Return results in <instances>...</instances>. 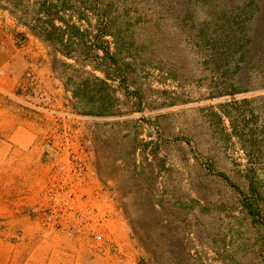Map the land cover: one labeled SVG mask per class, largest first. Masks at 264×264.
Masks as SVG:
<instances>
[{
    "label": "rangeland",
    "instance_id": "rangeland-1",
    "mask_svg": "<svg viewBox=\"0 0 264 264\" xmlns=\"http://www.w3.org/2000/svg\"><path fill=\"white\" fill-rule=\"evenodd\" d=\"M69 1L91 24L100 7L126 81L111 115L82 114L73 62L0 11L35 54L0 91L35 123L0 157V241L39 264H264L241 204H264V0Z\"/></svg>",
    "mask_w": 264,
    "mask_h": 264
},
{
    "label": "trees",
    "instance_id": "trees-1",
    "mask_svg": "<svg viewBox=\"0 0 264 264\" xmlns=\"http://www.w3.org/2000/svg\"><path fill=\"white\" fill-rule=\"evenodd\" d=\"M79 4L74 7L69 0H0V11L55 53L73 62L62 63L65 70L72 72L65 83L71 86L72 96L90 109L83 110L82 114L111 115L115 91L108 81L119 80L120 87L125 84L128 63L119 59L116 52H110V42L103 39L112 34L106 25L100 28V7L99 13H92L96 23L91 24L89 9ZM82 22L92 29H83ZM96 72L102 77L95 75ZM222 116L229 119L226 113ZM241 204L249 225L259 229L262 242L258 254L264 261V204L257 198L244 199Z\"/></svg>",
    "mask_w": 264,
    "mask_h": 264
},
{
    "label": "crops",
    "instance_id": "crops-1",
    "mask_svg": "<svg viewBox=\"0 0 264 264\" xmlns=\"http://www.w3.org/2000/svg\"><path fill=\"white\" fill-rule=\"evenodd\" d=\"M26 42L25 39L23 42H16L14 35L6 27L4 28L0 21V91L14 92L31 65V61L34 60L35 54L27 50ZM7 103L0 95V157L3 159L7 155L32 147L35 139L34 121L30 122L25 113H19L18 109H14ZM6 202H8L7 199L1 202V208L2 212L8 216L10 209ZM26 245H29V242H9L2 239L0 264H39L35 260H26L23 253H19V250L22 247L26 248ZM29 255L32 257L31 253Z\"/></svg>",
    "mask_w": 264,
    "mask_h": 264
},
{
    "label": "built area",
    "instance_id": "built-area-1",
    "mask_svg": "<svg viewBox=\"0 0 264 264\" xmlns=\"http://www.w3.org/2000/svg\"><path fill=\"white\" fill-rule=\"evenodd\" d=\"M65 202H67V203H70L71 204V202H73V203H76V200L75 199H66V201Z\"/></svg>",
    "mask_w": 264,
    "mask_h": 264
}]
</instances>
